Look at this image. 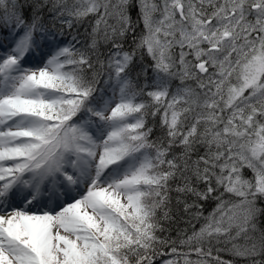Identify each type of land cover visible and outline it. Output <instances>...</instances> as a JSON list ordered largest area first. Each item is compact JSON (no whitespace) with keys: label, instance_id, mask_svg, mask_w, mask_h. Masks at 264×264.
I'll list each match as a JSON object with an SVG mask.
<instances>
[{"label":"snow or ice","instance_id":"obj_1","mask_svg":"<svg viewBox=\"0 0 264 264\" xmlns=\"http://www.w3.org/2000/svg\"><path fill=\"white\" fill-rule=\"evenodd\" d=\"M0 264H264V0H0Z\"/></svg>","mask_w":264,"mask_h":264},{"label":"trees","instance_id":"obj_2","mask_svg":"<svg viewBox=\"0 0 264 264\" xmlns=\"http://www.w3.org/2000/svg\"><path fill=\"white\" fill-rule=\"evenodd\" d=\"M182 226H183V225H181V227H182ZM175 234H176V233L173 231V232H172V235L175 236Z\"/></svg>","mask_w":264,"mask_h":264}]
</instances>
